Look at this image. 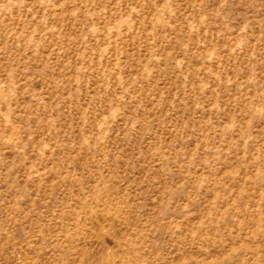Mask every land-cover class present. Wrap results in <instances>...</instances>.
Listing matches in <instances>:
<instances>
[{
  "label": "rangeland",
  "instance_id": "1",
  "mask_svg": "<svg viewBox=\"0 0 264 264\" xmlns=\"http://www.w3.org/2000/svg\"><path fill=\"white\" fill-rule=\"evenodd\" d=\"M0 264H264V0H0Z\"/></svg>",
  "mask_w": 264,
  "mask_h": 264
}]
</instances>
